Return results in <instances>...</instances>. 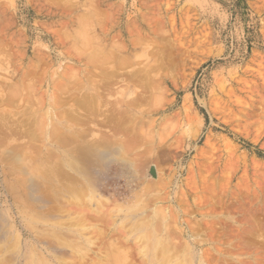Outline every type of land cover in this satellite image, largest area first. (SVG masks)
Wrapping results in <instances>:
<instances>
[{
  "label": "rangeland",
  "instance_id": "rangeland-1",
  "mask_svg": "<svg viewBox=\"0 0 264 264\" xmlns=\"http://www.w3.org/2000/svg\"><path fill=\"white\" fill-rule=\"evenodd\" d=\"M85 13L88 23L92 19L93 44L110 46L119 64L126 62L113 88L103 90V100L118 101L110 111L132 113V122L146 129V165L126 191L102 179L109 189L97 190L91 207L30 203L11 187L16 173L3 174L0 168V212L9 232L6 242L0 237V253L17 234L26 255L42 254L43 243L34 236L52 241L47 238L52 223L68 225L78 218L83 235L93 241L91 250L81 248V255H74L61 246L54 264H101L110 240L130 252V264H143L113 219H121V208L136 210L142 202L131 201L128 194L145 187L146 222L164 212L172 231L180 234L174 242L180 248L192 243L195 264H264V0H0V94L6 97L22 77L33 79L35 99L29 105L37 109L52 93L51 80L62 91L63 76L98 75L100 67L90 64L84 75L87 64L70 35ZM74 88L67 92L75 95ZM18 103L2 99L0 114L10 117L18 106L22 111L25 106ZM95 117L88 118L92 123L70 116L69 121L90 128L94 136L112 132L101 124V114ZM22 175L27 176L17 173ZM29 207L43 215L36 223ZM33 208L46 209L49 217Z\"/></svg>",
  "mask_w": 264,
  "mask_h": 264
},
{
  "label": "bare ground",
  "instance_id": "bare-ground-1",
  "mask_svg": "<svg viewBox=\"0 0 264 264\" xmlns=\"http://www.w3.org/2000/svg\"><path fill=\"white\" fill-rule=\"evenodd\" d=\"M92 12L94 14L96 13L93 10ZM83 15L82 18L84 17V19L79 21V17V22L73 31L70 32V35L73 36L74 43H76L75 49L78 51L79 59H84L87 64L85 65L84 75H86L88 73L87 70L90 69L88 64L92 65V67L93 65H98L100 67L98 75L94 77L73 75L75 78H72L73 76L69 77L68 75L63 76L61 81L63 82L64 88L62 91L58 87L59 82H57L56 79L51 80L49 85L51 84L52 93L49 99L44 103L43 101L40 102V96L37 97L39 98L37 102H40L38 107L35 105L37 109L31 107L35 99L33 93H31L34 89L32 88L34 85L33 79L25 81L22 77L20 82L17 81L18 83H13L6 97L5 93L0 94V96H3V100H7L11 103H18L19 101L22 104L20 105L21 108L25 106L22 111H19L20 108L18 106L19 112H13L10 117L4 113L0 114V168L3 174L8 171L12 173V175L16 173V176L11 180V187L14 190H19V194L22 192L20 196L27 199L30 203L34 202L41 204L54 201L59 205L80 203V206L82 204L90 206L93 200H95L94 198L97 190L102 191V189H104L107 191L109 189V187L104 185L102 179H104L105 183L107 181L109 182V179H111L112 183L116 185L119 184L120 187L122 186L123 188H117L118 192L122 190L126 191L128 187L133 186L134 175L142 169V165H146V129L143 128L142 123L139 122L138 124H134L132 122V113L127 114L128 112L124 113L123 111L116 112V110L110 111L112 107L118 104V101L114 103L109 100H103V90L108 89L110 84L114 81V78L120 74L126 62H121L119 64L120 59H116L117 56L114 53L115 49H111L110 46L104 45L103 43H100L103 44V46L93 44V40L91 39L92 36L90 37L88 32L89 23L92 19L88 23V17H85L88 15L86 13ZM95 17L98 18L97 15ZM37 58L35 59L38 60ZM112 62L113 64L105 66V64ZM154 68L156 67L154 66ZM66 71L67 70H65V72ZM74 71L75 70H73L72 73H74ZM144 76L145 75H143V77ZM141 81L142 80H140V82ZM143 82L145 81L143 80ZM70 86L75 87L74 89L77 91L75 95H71L73 91L71 93L67 92ZM58 89L61 91L59 96L57 93ZM2 99H0V101ZM122 104L126 106L134 105L131 101L122 102ZM102 107H104L103 110ZM84 112H88L87 116H85ZM96 114H101L103 116L101 124L108 125L109 129L111 128V133L110 131L108 133L105 131L103 134H96L98 136H94V132H92L90 128L84 125L80 126V124L70 123L69 121L70 116L75 118L78 123L86 122L88 118L92 119L93 116L97 119L95 117L97 116ZM89 121H91V123L93 122V120ZM74 124L77 125L78 128L74 129ZM117 132H122L123 137L118 136V138L116 136ZM148 141L151 142L149 139ZM29 156L32 160L27 163L26 160ZM24 164H26V167ZM19 171L21 174L26 173L27 176H17ZM107 173L109 176L106 179ZM140 173L142 174L144 172ZM127 183L129 184L128 186ZM114 184L112 185L114 186ZM8 185L9 184H7V187H9ZM130 189L132 190V188ZM149 189L150 186L148 191ZM128 195L134 197L130 198L131 201L134 199L136 202L142 203L137 206L136 210L131 209L132 206L129 204L125 210L121 208L120 212L122 211L124 213H122L120 220H116L114 217L113 225H116V227L123 231L125 235L123 241H133L134 245L137 247L142 263L195 264V252L192 247L193 245H191L192 243H186L185 246L183 245L184 247L180 248L181 245L179 246L176 244L178 241L174 242L180 234L176 236V232L172 231L168 222V217H166L167 215L163 214L164 210L162 214L154 213L146 222V188L144 187L140 192L136 191V193ZM32 207H29L31 208V210L29 209L30 212L33 211ZM91 209V211L96 210V208L93 207ZM1 212L0 237L6 242L9 238V232L6 230L8 224H4V222H6L5 213L2 212L4 213L2 214ZM38 212L41 211L39 210ZM48 212L49 211L45 209L43 213H41H45L48 218L49 216H47V214H50V212ZM22 215L25 217V214ZM31 216L32 221L36 223L43 215L41 216V214L37 212H32ZM46 217L43 218L47 219ZM76 220H78V218ZM76 220H70L71 223L68 225L52 221L54 223L50 225L48 231L46 230L48 236L44 235V237L47 236V238L50 237L54 239L52 241L38 239L33 235L37 243H43V246H41L44 250V254L35 253V251L32 254L26 255L23 238L17 234H15L14 237L10 236V242L8 241V244L3 242V249L5 250L0 253V264H54L58 261L57 252L63 250V248H60L61 246L69 247L71 253H74V255L80 254L81 252L79 250H81V248L84 249L87 247L88 251H90L93 241L89 236L83 235L82 229L84 227L80 228L77 224L81 223ZM82 220L85 221V218H82ZM29 224H31V222ZM33 226H31L32 229ZM68 234L73 237V239L69 237V239L72 240H68V237L65 238ZM183 242H185V239ZM31 243L34 245L33 242ZM107 243L108 246L104 256L105 262L100 259L101 264H130L128 259V254L130 252L128 253L126 248H123L120 241L116 242L110 240ZM29 250L30 248H28L27 251L29 252ZM65 250L66 248L64 252H67ZM4 253H8V256L3 255Z\"/></svg>",
  "mask_w": 264,
  "mask_h": 264
}]
</instances>
